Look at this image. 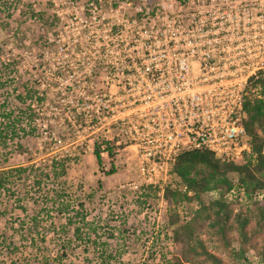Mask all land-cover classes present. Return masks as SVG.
<instances>
[{"label":"built area","instance_id":"obj_1","mask_svg":"<svg viewBox=\"0 0 264 264\" xmlns=\"http://www.w3.org/2000/svg\"><path fill=\"white\" fill-rule=\"evenodd\" d=\"M142 1L98 19L92 12L98 42L77 53L82 60L52 66L65 70L55 77L62 98L54 87L53 97L43 93L50 85L42 83L40 95L53 99L44 105L79 133L97 131L92 151L96 142L129 149L139 167L133 189L155 187L188 151L243 163L251 153L246 88L264 71V0ZM52 42L63 53L67 42Z\"/></svg>","mask_w":264,"mask_h":264},{"label":"rangeland","instance_id":"obj_2","mask_svg":"<svg viewBox=\"0 0 264 264\" xmlns=\"http://www.w3.org/2000/svg\"><path fill=\"white\" fill-rule=\"evenodd\" d=\"M124 1L132 7L143 3L142 0H0V49L5 50L9 61H18L17 70L11 77L33 80L38 89L42 83L50 85V90L41 87L43 93L52 96L54 87L55 96L61 99L59 89L62 85L55 84V77L66 76L65 70L55 71L52 66L82 60L77 53L90 49L99 40L98 24L90 18L92 12L97 14V19L103 13L112 15ZM153 3L154 0H148V5L153 6ZM58 37L67 42L63 53L59 52L61 49L56 51L51 47L53 39ZM52 100L47 97V103ZM61 102H54V107L68 103ZM43 108L50 115L47 121L52 126H42L38 138H24L27 152H9L12 154L8 166L17 168L42 163L48 168L54 156L78 154L80 160L71 164L74 178L70 195L65 200L71 208L59 213V208L50 199L52 191L59 189L57 180L45 181L41 189L32 187L30 181L27 186L10 184V192H0V262L165 264V259L172 253L177 254L180 249H176L171 241V228L167 224L169 204L162 191L145 189L146 186L129 187V183L139 181L134 154L129 149H119L115 151L114 160L105 155V173H102L92 151V142L98 132L79 133L63 124L65 116L56 114L52 106L47 109L43 105ZM112 164L115 173L107 174ZM232 178L236 179L235 176ZM172 179L169 173L155 186L162 189ZM79 196L85 199V221L74 220L77 217L73 213L77 211L74 205ZM263 197L260 195L259 199ZM204 200L208 202V196ZM197 208V202L184 203L180 210L182 217L188 218ZM37 215L39 225L36 229L32 223ZM77 227L80 238L76 237ZM208 245L211 250H216L214 243ZM10 248H15L16 253ZM217 252L231 261L225 251L219 249ZM249 256L251 261L259 263L256 252H250Z\"/></svg>","mask_w":264,"mask_h":264},{"label":"trees","instance_id":"obj_3","mask_svg":"<svg viewBox=\"0 0 264 264\" xmlns=\"http://www.w3.org/2000/svg\"><path fill=\"white\" fill-rule=\"evenodd\" d=\"M51 44L56 50L55 42ZM17 63V60L9 61L5 50L0 49V192H10V184L27 186L30 181L32 187L41 189L45 181L57 180L59 189L52 191L50 199L59 208V213H63L71 208L65 200L70 195L74 178L71 164L80 160L78 154L54 156L48 168L42 163L17 168L8 166L12 154L9 152H27L24 138H38L43 131L42 124L51 127L43 108L47 97L40 95L37 83L11 77L17 70ZM243 113L242 123L251 144V153L243 163L221 161L206 150L188 151L177 158L170 172L174 180L162 189L146 186L145 189L161 190L168 202L167 224L171 228V241L176 249H180L165 259V264H264V197L259 199L264 195V71L251 78L246 88ZM45 119L47 123H44ZM103 152L114 160V147L108 144L102 150L101 144L96 142L93 156L101 172L105 173ZM113 173L115 167L112 164L107 174ZM232 191L235 193L229 200ZM205 196H208V202L204 200ZM193 202L198 203V208L187 219L183 218L182 205ZM74 206L77 210L73 211L77 216L74 220L85 221V199L79 196ZM47 216L50 218L49 213ZM37 218L38 215L32 223L36 229ZM71 219L68 220L73 223ZM75 230L76 237L80 238V228ZM209 243H214L216 250H211ZM219 249L225 251L231 261L222 257L217 252ZM10 250L16 253L15 248ZM250 252L257 253L259 263L250 260ZM47 261L44 259L45 263Z\"/></svg>","mask_w":264,"mask_h":264}]
</instances>
